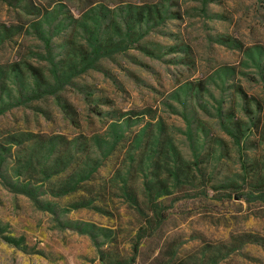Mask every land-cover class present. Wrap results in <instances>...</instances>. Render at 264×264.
Listing matches in <instances>:
<instances>
[{"label":"rangeland","instance_id":"374dc122","mask_svg":"<svg viewBox=\"0 0 264 264\" xmlns=\"http://www.w3.org/2000/svg\"><path fill=\"white\" fill-rule=\"evenodd\" d=\"M13 64L0 264H264V0H0Z\"/></svg>","mask_w":264,"mask_h":264},{"label":"trees","instance_id":"16d2710c","mask_svg":"<svg viewBox=\"0 0 264 264\" xmlns=\"http://www.w3.org/2000/svg\"><path fill=\"white\" fill-rule=\"evenodd\" d=\"M3 29H5V28H3ZM38 40L40 42H43V47L41 48V50H42L41 57H42V60L47 65L46 66L47 67L46 73L48 76H47V78H45L40 71L33 69V67L31 65L27 64V67L29 69H31V76L34 79L33 90H34L35 94L33 96H30V98L35 99V100L40 99V98L44 97L45 95H48L49 93H55L58 89H61L63 87V85L65 84L66 77H68L70 75L69 74L70 69L64 70L63 68H61L62 67L61 65L59 66V61L54 60V57L52 56V53H51L49 41L48 40L43 41L42 38H38ZM19 71H20L19 66L17 64H13L9 67L8 66L5 67V69H3V70H0V73H3V72L16 73ZM71 75H76V73L75 74L72 73ZM50 81H52L56 85V88H55V90H53V92L43 90V87L45 85L47 87H49ZM10 96H11L10 92H8L4 95V97L7 101L11 100ZM2 103H3V101H2ZM5 111H7V110H4L0 106V115H3L5 113ZM236 142H238V141L236 140ZM242 169H243V175L248 179L249 174L247 171V166H245V164H244ZM173 175H175V173ZM251 176L252 175H250V177ZM261 179L264 180V178H261ZM262 180L255 182V183H250V186L254 185L255 191L260 192V191H262V189H264V181H262ZM233 185L234 184H227V185H225V187L232 189L234 187ZM234 193L237 195V197H239V199L244 198L245 200H246V197L248 195V194H237L236 191ZM261 193L263 196L264 192H261ZM129 200H131L132 204L136 207V209H137L136 211H139L140 209H139V205L137 203V200L136 199H129ZM32 201L36 204L38 203L36 198H32ZM162 219L163 218H162L161 214L157 213L155 215V220L157 221V225H160L162 223ZM139 239H141V237Z\"/></svg>","mask_w":264,"mask_h":264}]
</instances>
